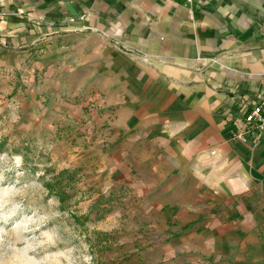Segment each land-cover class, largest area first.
I'll use <instances>...</instances> for the list:
<instances>
[{
	"label": "crops",
	"instance_id": "1",
	"mask_svg": "<svg viewBox=\"0 0 264 264\" xmlns=\"http://www.w3.org/2000/svg\"><path fill=\"white\" fill-rule=\"evenodd\" d=\"M0 9L29 26L28 53L45 38L46 126L81 141L95 182L136 200L124 215L146 238L138 264H264V129L245 122L264 98V0Z\"/></svg>",
	"mask_w": 264,
	"mask_h": 264
},
{
	"label": "rangeland",
	"instance_id": "2",
	"mask_svg": "<svg viewBox=\"0 0 264 264\" xmlns=\"http://www.w3.org/2000/svg\"><path fill=\"white\" fill-rule=\"evenodd\" d=\"M3 14L0 9V264H138L146 238L137 234L138 221L124 215L136 200H121L125 188L95 182L91 161L77 162L81 141L57 133L55 123L46 126L39 58L45 38L28 53L29 26L6 25Z\"/></svg>",
	"mask_w": 264,
	"mask_h": 264
},
{
	"label": "built area",
	"instance_id": "3",
	"mask_svg": "<svg viewBox=\"0 0 264 264\" xmlns=\"http://www.w3.org/2000/svg\"><path fill=\"white\" fill-rule=\"evenodd\" d=\"M185 1L188 4L195 5L198 2L201 3L202 0H185ZM245 122L246 125H255L260 129H264V98L261 103L258 101L254 102L253 107L247 110L245 116ZM237 136L242 141L247 140L245 131L239 132Z\"/></svg>",
	"mask_w": 264,
	"mask_h": 264
}]
</instances>
